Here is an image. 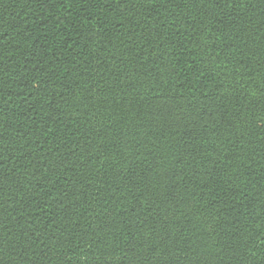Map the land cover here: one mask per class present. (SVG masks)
Listing matches in <instances>:
<instances>
[{"label":"trees","instance_id":"trees-1","mask_svg":"<svg viewBox=\"0 0 264 264\" xmlns=\"http://www.w3.org/2000/svg\"><path fill=\"white\" fill-rule=\"evenodd\" d=\"M0 264H264V0H0Z\"/></svg>","mask_w":264,"mask_h":264}]
</instances>
